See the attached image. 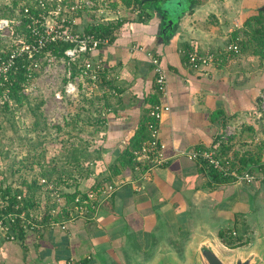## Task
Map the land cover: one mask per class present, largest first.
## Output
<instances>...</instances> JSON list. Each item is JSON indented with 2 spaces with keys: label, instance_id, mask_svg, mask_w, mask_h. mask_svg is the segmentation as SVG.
Here are the masks:
<instances>
[{
  "label": "crops",
  "instance_id": "1",
  "mask_svg": "<svg viewBox=\"0 0 264 264\" xmlns=\"http://www.w3.org/2000/svg\"><path fill=\"white\" fill-rule=\"evenodd\" d=\"M249 3L255 1H187L171 25L160 2L142 8L141 15L126 10L114 38L88 55L102 63L109 82L102 90L112 103L104 115V151L118 155L140 129L146 133L148 109L160 100L152 64L157 57L170 105L160 129L166 160L144 178L134 172L123 176L91 217L67 220L64 229L22 231L21 239L0 243V264H126L128 249V264H187L192 240L208 235L220 248L250 250L255 228L264 226V183L213 182L208 170L180 154L196 146L215 147L242 167L238 156L243 168L257 175L264 170V150L263 162H256L261 152L256 144L264 143V119L256 109L264 80L251 85L249 63L244 73L237 70L239 57L220 56L251 12L245 7ZM82 17L79 31L89 26L81 25ZM231 17L235 23L227 25L225 18ZM194 51L218 54L205 68L194 69L188 62ZM227 129L233 134L225 137ZM239 130L240 137L234 136Z\"/></svg>",
  "mask_w": 264,
  "mask_h": 264
},
{
  "label": "rangeland",
  "instance_id": "2",
  "mask_svg": "<svg viewBox=\"0 0 264 264\" xmlns=\"http://www.w3.org/2000/svg\"><path fill=\"white\" fill-rule=\"evenodd\" d=\"M197 1L193 0L194 3ZM254 1L245 6L251 12L240 20L242 26L237 30L238 37L233 39L239 50L219 53L220 56L239 57L235 61L239 63L237 70L240 72H247L249 63L251 85L253 81L259 83L264 80V39L261 42L254 40L258 26L251 20L252 16L264 15V0ZM217 2L223 5L224 0ZM10 4V0H0V19L13 17L15 22L10 27L0 23L3 26L0 53L8 51L16 40L15 36L24 31L15 30V26L23 25L17 23L21 11L16 7L11 9ZM126 10L135 14L129 8L119 11L106 9L102 20L115 23L116 17L119 20L127 15ZM82 15L81 21L85 24L82 22L81 25H90L97 20L96 16L100 17L92 11L79 17ZM246 17L250 19L249 25L244 21ZM225 21L227 25L235 23L233 17L225 18ZM240 53L243 55L239 56ZM35 61L37 67L22 82L15 95L0 93V183L6 189L9 187L23 195L22 209L25 213L41 217L42 222H60L89 213L91 206L85 204V210L81 204L89 191L105 183H121L125 181L123 176L131 172L126 154L107 155L102 150L107 130L104 115L108 105L112 104L109 94L102 91L104 87L109 88L106 75L101 73L96 81L91 80L79 65L70 64L63 55L48 52L41 53ZM68 81L76 85L75 91L66 92ZM261 107L258 102L256 109L264 119ZM118 175L120 177H116ZM255 230L256 240L249 249L258 243L257 236L264 231V226ZM215 249L226 262L234 254L244 251H229L218 244ZM130 252L129 249L124 252L126 264ZM104 264L119 263L110 261Z\"/></svg>",
  "mask_w": 264,
  "mask_h": 264
},
{
  "label": "built area",
  "instance_id": "3",
  "mask_svg": "<svg viewBox=\"0 0 264 264\" xmlns=\"http://www.w3.org/2000/svg\"><path fill=\"white\" fill-rule=\"evenodd\" d=\"M101 1L104 0H35L33 7L23 8L19 16L25 17L26 22L22 23V19H20L17 23L23 24L25 30L22 34L15 36L20 44L11 49L6 57L0 56V86L9 83L7 75L10 69L15 68L14 64L17 59L27 55L30 56L31 54L40 55L47 49L49 44L58 42L67 43L68 47L63 51V56L70 64L76 63L82 56L92 55L101 46L108 44V36L83 33L82 31L76 30L81 14L92 11L100 15L101 20L106 16L104 14L107 9L106 2L101 6ZM31 8L36 12L31 13ZM0 23L7 26L8 21L6 19H0ZM2 28L3 26L0 25V31ZM235 50H237V44L232 42L228 43L224 48L225 52ZM48 53L50 54V52ZM217 54L215 51H194L188 54V62L192 68L202 69ZM152 64L155 72L154 83L156 91L160 95L159 99H167V77L164 68L157 57H153ZM37 65L38 63L35 60L27 64V77H30L32 70ZM103 70L104 67L99 60L91 59H87L82 68L83 74L95 81L103 73ZM75 90L76 85L72 81H68L66 84V92ZM258 96L259 102L262 104L261 108L264 110V91L260 92ZM160 100L148 109L146 139L141 142L138 148L132 150L133 172L137 174V179L144 178L147 173L161 166L166 160L164 156L165 145L160 139V129L163 118L170 111V105L167 101ZM231 134H233V130L227 129L225 137ZM180 154L197 161L200 166L205 165L211 168L224 178H228L232 183L247 185H252L257 181L264 183V170L257 175L251 167L242 168L231 158L220 156L215 147L196 146L183 150ZM119 184L109 182L95 190L89 191L86 198L81 200V204L85 210L87 209L85 204L91 206L89 213L86 215L71 216L67 220L91 217L93 213H96L113 196ZM5 190L6 187L1 186L0 183V243L16 241L19 231L39 230L47 226H60L63 229L65 228L63 224L67 220L60 222H42L41 217L25 213V209H22L23 195L14 193L13 191H9L7 194ZM11 196H14V199L10 200ZM76 200L79 201L78 198Z\"/></svg>",
  "mask_w": 264,
  "mask_h": 264
},
{
  "label": "trees",
  "instance_id": "4",
  "mask_svg": "<svg viewBox=\"0 0 264 264\" xmlns=\"http://www.w3.org/2000/svg\"><path fill=\"white\" fill-rule=\"evenodd\" d=\"M143 0H104L101 1V6H103V4L105 3L106 8L109 9L110 11H119V9L121 10L122 8H129L134 10L133 12L137 13V14H142L140 13L141 9L144 7H147L153 3H159V0H154V1H147V2H142ZM188 3L193 4V0H187ZM10 8L13 10L15 9H19V11H21L22 13V9L25 7H33V4L35 3V0H10ZM104 5V6H105ZM14 7H16L14 9ZM114 9V10H113ZM31 13H35L36 11H34L33 8H31ZM142 12V11H141ZM20 13V15H21ZM119 17H116L117 21L115 23H112L114 21H111L108 23V21L102 22L101 18L99 16H96V20L95 23H92L91 25L87 26V28H85L84 30H82L83 33H94L97 35H101V36H108L109 37V41H111L114 38V33L118 30V28H121L123 23L125 22V19H119ZM255 23V25L258 26V28L256 29V33H255V37L254 40L256 42L258 41H262L264 39V15L259 14L256 16H252L251 17ZM6 19L8 21L7 26L10 27L14 26L12 24H15L13 17H7V18H3ZM20 19H22V23L26 22L25 17H20ZM248 20V21H247ZM245 23H247V25H249L250 23V19H246ZM16 29H20V30H25V26L21 25V26H15ZM78 30V29H76ZM79 31V30H78ZM24 32V31H23ZM238 32L234 33V37L233 39H236ZM232 43H235L234 40ZM20 42L17 40H13V43L10 47V49L8 51H2L0 53L1 57H6L8 55V53L11 51V49H13L14 47H16L17 45H19ZM68 47L67 43H52L49 44L47 46V49L44 52H50L53 53L54 55H63V51L65 50V48ZM239 50V47L237 45V50L235 51H229V52H237ZM39 56L38 54H31L30 56H25L23 58H19L16 60L15 62V68H12L9 70L8 73V78H9V83H6L4 86H0V93H7L8 96H12L15 95L18 90L21 88L22 86V82L27 78V70H26V66L27 64H29L30 61L35 60V58ZM88 59V55L82 56V58L77 61L76 63L72 64V65H79V67L83 68L85 61ZM101 76V75H100ZM156 89V86H155ZM158 102H155L154 104H156ZM153 104V105H154ZM147 121V120H146ZM145 127H146V123H145ZM239 134H242V130L237 131V133L234 136H237ZM233 136V137H234ZM147 137V129H146V133H145V129H140L135 136H133V138H131V141H129V143L127 144V146L121 151V154L123 155H127L128 156V160H129V166H130V172H133V162H132V150L136 149L139 147V145L141 144V142L143 140H145ZM103 151L105 149V146L102 147ZM256 148L259 149L260 154L257 159L256 162L261 163L263 162V150H264V143H258L256 144ZM219 152V151H218ZM220 153V152H219ZM221 156V155H220ZM222 157H227L225 155H223ZM236 157L235 159H239V163L242 165L243 168V162H240V158H238V156H234ZM237 161V160H236ZM261 161V162H260ZM243 163V164H242ZM203 167L208 170L210 178L213 180V182H228V181H219L220 179L222 180H229L228 178H224L223 176H221L220 174L216 173L214 170H212L209 167H206L205 165H203ZM131 175V173H130ZM129 175V176H130ZM6 193L8 194L9 191H12L9 187L5 190ZM4 191V192H5ZM14 192V191H13ZM15 193V192H14ZM14 199V196L10 197V200ZM23 235L22 231H19V235L18 238L21 239V236Z\"/></svg>",
  "mask_w": 264,
  "mask_h": 264
},
{
  "label": "water",
  "instance_id": "5",
  "mask_svg": "<svg viewBox=\"0 0 264 264\" xmlns=\"http://www.w3.org/2000/svg\"><path fill=\"white\" fill-rule=\"evenodd\" d=\"M154 1L143 0L142 2ZM161 11L167 15L168 24L178 20L185 12L186 0H159ZM257 236L258 243L248 251H241L230 259L224 261L215 247L217 244L213 236L195 237L189 249V262L187 264H264V231Z\"/></svg>",
  "mask_w": 264,
  "mask_h": 264
}]
</instances>
